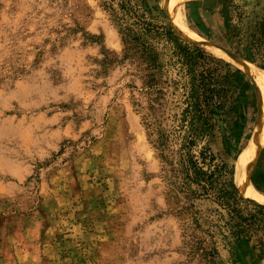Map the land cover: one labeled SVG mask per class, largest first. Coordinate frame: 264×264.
Listing matches in <instances>:
<instances>
[{"label": "rangeland", "instance_id": "1", "mask_svg": "<svg viewBox=\"0 0 264 264\" xmlns=\"http://www.w3.org/2000/svg\"><path fill=\"white\" fill-rule=\"evenodd\" d=\"M171 1L149 0L153 15L201 37L187 17L191 0H179L182 16L173 15ZM110 3L0 0V264H205L189 238L209 236L187 226L183 198L164 177L144 108L133 103L143 106L133 67L121 62L104 71L99 64L103 54L121 51ZM244 8L264 14V0H246ZM197 10L204 34L224 43L219 10ZM209 43L205 50L241 69L251 85L219 119L210 143L236 172L260 115L259 96L236 63L241 57ZM261 131L248 178L264 196ZM233 179L240 193L231 212H207L216 204L195 201L216 227L215 264H264V206L245 199L234 172ZM235 224L245 227L244 238L231 235Z\"/></svg>", "mask_w": 264, "mask_h": 264}, {"label": "trees", "instance_id": "2", "mask_svg": "<svg viewBox=\"0 0 264 264\" xmlns=\"http://www.w3.org/2000/svg\"><path fill=\"white\" fill-rule=\"evenodd\" d=\"M232 1H188L187 17L197 23L194 31L208 42L234 50L237 56L264 68V14L246 13V0ZM202 5L207 10H219L224 43L204 34L197 10ZM108 8L121 51L103 54L99 64L104 71L121 62L133 67L130 74L139 80L143 106L141 99L133 103L144 108L145 125L165 168L164 177L183 198L180 212L187 216V226L206 232L210 241L196 235L189 242L201 251L199 256L205 264H215L218 253L210 229L216 227L210 221L211 214L204 213L195 201L216 204V208L206 210L221 215L220 210L231 212L229 202L238 199L233 167L212 151L210 143L219 119L247 97L251 85L241 69L208 53L175 25L158 20L153 15L156 6H151L149 0H111ZM86 35L89 40L96 37ZM230 233L242 239L246 230L235 224Z\"/></svg>", "mask_w": 264, "mask_h": 264}, {"label": "bare ground", "instance_id": "3", "mask_svg": "<svg viewBox=\"0 0 264 264\" xmlns=\"http://www.w3.org/2000/svg\"><path fill=\"white\" fill-rule=\"evenodd\" d=\"M172 1L174 2V9L172 8L173 9V15L174 16H180V15L182 16L181 4H179V0H172ZM176 18H178V17H176ZM174 25L178 29H181L183 32H185L188 37H190L194 40H200L202 42L200 44V46L203 47L204 49H207V50L211 49V47L201 37L195 36L193 34V32L190 30V28L188 27V25H186L185 23H183V22L180 23V25L183 28L179 27L175 23H174ZM186 31H188V32H186ZM219 51L221 53H225L224 50L219 49ZM236 63L244 71L248 72L252 76V78L255 81V87H256V90H257V93L259 96L260 115L258 116L257 124L254 127V130L252 133V140H253L254 136L264 128V74L261 71H259L257 68H255V67L251 66L250 64L244 62L241 58H239V60H237ZM261 133H262V131L259 134H257V136H255V138H257ZM263 137H264V133L260 137V140H262ZM252 140L247 145V147L242 150V152L239 155V158L237 160V170L235 169L236 170V172H235L236 182L238 183L240 189L244 193H246L247 195H250L252 197L258 198V199L252 198V197L244 194L245 196L250 197L257 202L264 203V200H259V199H264V196L254 190V188L251 185V182L249 181V178H248V165L250 162V156H251L252 148H253V145L255 142L254 140L253 141Z\"/></svg>", "mask_w": 264, "mask_h": 264}, {"label": "water", "instance_id": "4", "mask_svg": "<svg viewBox=\"0 0 264 264\" xmlns=\"http://www.w3.org/2000/svg\"><path fill=\"white\" fill-rule=\"evenodd\" d=\"M177 30H178V29H177ZM178 31H179V30H178ZM194 41H195V40H194ZM206 42H207V41H206ZM207 43H209V42H207ZM209 44H211V43H209ZM211 45H213V44H211ZM213 46H215V47H217V48H219V49H222V50H224V51L230 53L231 55H235V54H233V53H231V52L225 50L224 48H221V47L216 46V45H213ZM234 175H235V171H234ZM238 190H239V189H238ZM239 193H240V190H239ZM242 194H244V193H242ZM243 197H244L245 199H247L248 201H250V202L256 204V205H262V206H264V203L257 202V201H255L254 199H252V198H250V197H247V196H245V195H244Z\"/></svg>", "mask_w": 264, "mask_h": 264}]
</instances>
